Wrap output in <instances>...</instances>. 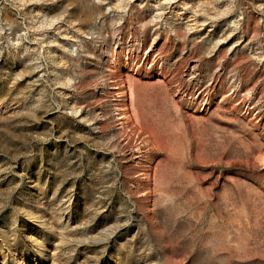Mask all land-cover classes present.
<instances>
[{"label": "rangeland", "instance_id": "1", "mask_svg": "<svg viewBox=\"0 0 264 264\" xmlns=\"http://www.w3.org/2000/svg\"><path fill=\"white\" fill-rule=\"evenodd\" d=\"M0 264H264V0H0Z\"/></svg>", "mask_w": 264, "mask_h": 264}]
</instances>
